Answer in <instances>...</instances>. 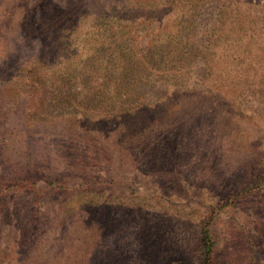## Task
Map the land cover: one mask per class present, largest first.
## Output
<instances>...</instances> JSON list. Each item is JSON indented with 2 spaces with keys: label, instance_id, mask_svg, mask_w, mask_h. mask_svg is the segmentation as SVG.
<instances>
[{
  "label": "rangeland",
  "instance_id": "374dc122",
  "mask_svg": "<svg viewBox=\"0 0 264 264\" xmlns=\"http://www.w3.org/2000/svg\"><path fill=\"white\" fill-rule=\"evenodd\" d=\"M34 1L18 4L28 9ZM52 1L77 7L78 22L59 25L62 35H53L56 57L40 59L33 74L40 85L16 86L21 78L13 79L20 99L27 93L35 98L7 110L0 129L10 140L0 159L15 163L31 142L36 157H49V168H57L54 174L66 165L60 153L66 130L76 134L79 128L73 123L62 130L69 109L54 97L52 79L61 66L63 73L55 79L65 80L73 96L97 88L84 108L92 119L102 121L105 111L126 96L123 89L116 94L118 86L130 89V108L118 116L123 127L117 132L136 128L140 132L132 138L143 135L145 140L137 142L125 164L117 156L89 164L90 174L95 166L100 175L111 174L89 200L85 189L62 199L28 191L5 194L9 208L18 204L16 213L41 212L44 230L36 237L32 231L24 248L17 237L5 240L9 224L0 218V264L30 258V264H198L196 233L206 209L246 178L264 173V0H193L170 6H163L166 0ZM7 2L0 0V17L8 13ZM25 14L19 13L15 20L21 26L8 34L11 50L0 57L4 66L11 58L26 64L49 50L40 36L24 34ZM112 26L133 33L130 45L145 57L143 64L122 68L119 60L129 53V39L123 29L111 37ZM212 228L218 235L214 264H264V184L225 205Z\"/></svg>",
  "mask_w": 264,
  "mask_h": 264
},
{
  "label": "trees",
  "instance_id": "16d2710c",
  "mask_svg": "<svg viewBox=\"0 0 264 264\" xmlns=\"http://www.w3.org/2000/svg\"><path fill=\"white\" fill-rule=\"evenodd\" d=\"M174 2L188 4L192 3L193 0H166L163 6H170ZM4 7L7 9L8 13L3 17H0V57L2 59L5 58L7 53L11 50V46L9 45V47L6 42L9 41L8 34H11L13 29L17 30L18 27L21 26V20H15L19 13H21L20 17L23 16V14L27 17L25 13L28 12V27L24 28V34L40 36L42 42L48 45L49 50L47 53L38 50L39 53L41 52L38 58L33 61L30 60V62L26 64H23L24 62H20L19 64L15 59L11 58L12 60L10 59L7 65H11L12 69L7 68V65L4 66L5 59L0 60V127L2 126L3 119L7 115V110L13 107L17 108L19 104L23 103L25 107L28 104L27 98H29L28 100L35 98L34 94L30 95V93H27V95H23L21 97L22 99H20L18 95V91L20 90L16 86H36L38 83L39 85L41 84L38 80L39 78H33L35 70L40 68V66L36 67L37 62L40 64V59L46 56L50 58L56 57L59 51L56 40L63 33L62 28L59 25L61 23L68 24L69 22H78L76 19L79 13L77 7L63 8L52 0H35L28 9H22L18 4V0H8ZM122 29L123 28L114 29L112 26V28H108V33L111 37H118L119 32ZM122 31L126 35V38L129 39L126 41V48L129 53L121 52L122 54L119 63L123 64L122 68H127V71H129L133 70L135 65H139L140 63L143 64L142 59L145 57L139 55L135 48L130 45L132 42L131 40H133V33H130L125 29ZM53 35H56L57 37H55L56 39L54 40ZM118 40L119 39H114L113 43H117ZM12 53L14 55V51ZM53 61L56 63V60ZM125 63H127L128 66ZM63 67L67 69L65 63L63 64ZM61 68L59 70H53L52 79L55 93L54 97H59L57 99H61V101L68 104L69 109L64 118L62 130H66L65 125L73 123L79 128L78 133L76 134L72 131L66 130L64 144H62L60 150V153L63 154L62 160L64 156L67 157L66 165L59 169V174H54L55 169L57 168H49V157L46 158L44 156L40 159L36 157V151L31 142L26 145L21 155L13 160L15 163L11 162L10 159L6 160L4 156V159H0L2 161V163H0V218L2 221L9 224L8 232H5V240L7 236H12L13 240L14 237H17L16 242L24 248L29 245L27 244V241H30V234L32 231L36 230V235L34 236L36 237L40 234L39 230H44V227H39L42 225V218L41 215H39L41 212L32 208L29 209L30 212L27 211L28 214H26V210L16 213L15 211L18 204L17 206L12 205L11 208H9V205L5 200V194L9 191H28L31 192V194H34L35 197L43 194L48 198L60 196L62 199L64 198L63 196L67 194L69 195L70 192L77 191L78 193L85 189L90 195L87 197L89 200L94 198L96 194L108 184V177L111 175L108 173L100 175L98 171H96V166L94 171L90 174L91 169H89V164H97L98 159L96 158H101L102 161L106 163L112 161L115 156H117L118 159L120 158L119 160L124 163L127 160L125 159L126 156L129 155V153L133 154L135 151V146L138 144L137 142L145 140L143 135L140 137L137 136L135 139L132 138L140 132H138V129L136 128H131L128 129V131L121 133L117 132L120 127H123V122L122 120H118V116L121 111L124 112L130 108L129 104L126 103V100L130 97V89L126 88V86H118L115 89L116 94L118 95L120 90L123 89L126 96L124 98L118 96L119 100L117 105H112L114 110L107 109L105 111L106 116H104L102 121L100 118L92 119V115L84 108H86L89 96L92 95L97 88H94V86L89 87L80 97L79 95L77 97L76 95L73 96V93L69 90L65 80L61 83L55 79L57 76L56 73H63ZM13 71L14 73H12ZM18 76L21 78V85H16L13 82L14 78H19ZM119 77L120 79H123L125 76H117L115 79L118 80ZM22 79L24 80L22 81ZM135 81L136 80L132 79V86H134L133 84ZM96 83L98 84L97 86H99L100 83L95 82V84ZM32 93L34 92L32 91ZM36 96L37 99L40 97L37 94ZM43 97L45 96L42 95V98ZM15 104L17 106H14ZM119 105H121L122 108H118ZM78 111L79 116H75ZM2 130L3 128L0 129V152L10 140L9 136L5 135ZM9 133H12V131ZM111 141L115 148L111 149L108 147V143ZM79 143H83V147H78L77 145ZM56 150L58 151V149ZM89 150H91L92 153L89 152ZM50 163H52V158L50 159ZM46 165L48 166V169L46 168ZM43 170H46L45 174H42ZM78 173L79 175H81L80 173L88 174V176L80 178ZM52 175H55L54 178L51 177ZM117 175L120 176V174ZM78 178H80L79 183L74 185L73 181ZM246 179L247 180L244 181L235 192L219 198V200L214 204H211L201 216L195 243V250L198 254V264H214L218 235L212 228V221L216 213L225 205L233 202L234 199L251 194L263 185L264 173H256L254 176H250ZM116 188L120 189V186H117ZM20 201L23 205L27 204L26 207L29 208L30 204L23 202V200ZM86 201L82 203L86 207H89V202L86 205ZM13 215L15 216V221L12 220ZM43 215L45 216L46 212ZM0 251L4 252L3 249H0ZM30 252L31 251L28 250L26 254H29ZM0 261H3V259H0ZM31 262L32 258L22 260L20 264H30Z\"/></svg>",
  "mask_w": 264,
  "mask_h": 264
}]
</instances>
